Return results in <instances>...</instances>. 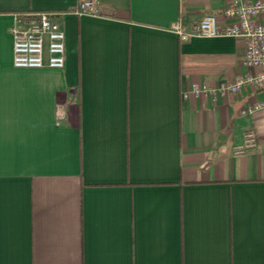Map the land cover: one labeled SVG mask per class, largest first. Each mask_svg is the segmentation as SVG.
Segmentation results:
<instances>
[{
	"label": "crops",
	"instance_id": "1",
	"mask_svg": "<svg viewBox=\"0 0 264 264\" xmlns=\"http://www.w3.org/2000/svg\"><path fill=\"white\" fill-rule=\"evenodd\" d=\"M0 0V264H264V87L242 38L193 37L230 0ZM51 12L62 70L13 66L17 17ZM257 147L235 154L246 132Z\"/></svg>",
	"mask_w": 264,
	"mask_h": 264
},
{
	"label": "built area",
	"instance_id": "2",
	"mask_svg": "<svg viewBox=\"0 0 264 264\" xmlns=\"http://www.w3.org/2000/svg\"><path fill=\"white\" fill-rule=\"evenodd\" d=\"M75 13L78 16L98 17L99 2L78 0ZM182 42L193 37L213 38L231 36L245 40L244 66L250 71L232 82H224L215 87L192 84L190 90L182 94L184 100L190 96L199 98L209 94L216 97L242 94L249 88L264 87V0H230L222 18L208 15L186 31L178 22L172 27ZM13 66L18 69H42L45 66L62 70L66 65V34L61 24L51 12H39L17 17L12 27ZM264 109V101L244 109L243 115H253ZM257 147L253 130L246 132L244 142L235 148V154H246Z\"/></svg>",
	"mask_w": 264,
	"mask_h": 264
}]
</instances>
